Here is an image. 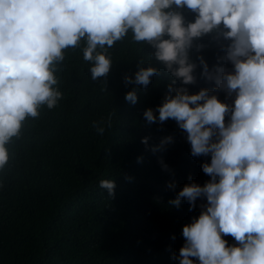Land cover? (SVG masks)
Returning <instances> with one entry per match:
<instances>
[{
	"label": "clouds",
	"instance_id": "9594fccd",
	"mask_svg": "<svg viewBox=\"0 0 264 264\" xmlns=\"http://www.w3.org/2000/svg\"><path fill=\"white\" fill-rule=\"evenodd\" d=\"M184 8L196 14L194 22L185 23L178 11ZM129 31L136 42L155 49L152 55L172 77L164 102L145 109V121L174 120L187 134L190 154L211 157L201 165L211 179L203 186L186 184L170 201L176 207L187 201L190 210L197 199L207 201L199 217L183 227L185 243L174 259L179 264H194L192 258L198 264H264V0H0V169L8 164L7 146L21 135L26 119L62 99L54 86L64 50L86 40L83 58L97 80L110 71L108 48ZM210 33L230 41L223 59L233 70L220 63L210 70L201 55V76L227 97L235 94L234 104L221 102L207 88L190 94L185 87L196 82L197 64L190 59L194 41ZM158 72L156 66L140 67L125 82L147 88ZM125 101L138 102L136 88ZM114 116L94 120L91 127L103 136ZM149 139L141 142L153 152L173 142L168 136L149 146ZM99 187L115 195L114 180L101 179ZM225 236L236 244L229 246Z\"/></svg>",
	"mask_w": 264,
	"mask_h": 264
},
{
	"label": "trees",
	"instance_id": "16d2710c",
	"mask_svg": "<svg viewBox=\"0 0 264 264\" xmlns=\"http://www.w3.org/2000/svg\"><path fill=\"white\" fill-rule=\"evenodd\" d=\"M178 11L186 24L194 22L195 13ZM228 43L212 33L194 41L190 59L197 64L196 82L185 86L190 94L207 88L221 102L234 104L235 94L227 97L201 76L198 60L202 55L210 70L220 63L232 71L223 59ZM85 47L81 40L64 50L54 86L62 99L53 109L42 106L37 118H27L21 135L7 146L10 159L0 169V264H179L174 256L185 243L182 229L199 217L207 201L197 199L191 210L187 201L179 207L170 201L186 184L203 186L211 179L201 167L211 157H193L187 134L174 120L145 121V109L164 102L172 80L152 55L153 47L136 42L129 31L108 48L110 71L97 80L83 58ZM150 65L159 72L147 88L126 84L125 76L134 78L140 67ZM133 88L135 105L125 101ZM112 112L113 127L105 124V134L98 135L92 121ZM168 136L173 142L156 152L141 142L149 137V146L159 145ZM101 179L115 181L114 196L99 187ZM223 238L229 246L236 244L231 236Z\"/></svg>",
	"mask_w": 264,
	"mask_h": 264
}]
</instances>
